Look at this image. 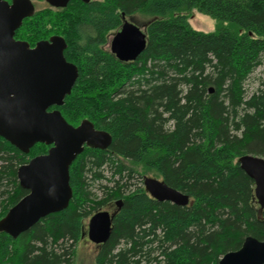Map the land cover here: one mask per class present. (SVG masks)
Listing matches in <instances>:
<instances>
[{"label":"trees","instance_id":"trees-1","mask_svg":"<svg viewBox=\"0 0 264 264\" xmlns=\"http://www.w3.org/2000/svg\"><path fill=\"white\" fill-rule=\"evenodd\" d=\"M58 10L57 36L78 76L63 105L51 109L72 126L90 121L111 142L84 146L72 162L67 208L16 239L0 231V264H72L82 221L112 202L111 233L94 264H217L245 237L264 240V210L238 162L248 154L264 158V91L248 95L244 88L264 62V0H70ZM191 11L220 26L193 30ZM44 14L34 11L23 22L42 39L54 18ZM134 14L150 19L146 46L124 63L101 46ZM48 148L36 144L24 154L0 138V220L27 193L16 169ZM137 166L152 177L142 173V186L129 190L141 174ZM144 178L191 204L152 199ZM96 182L99 199L90 191Z\"/></svg>","mask_w":264,"mask_h":264},{"label":"water","instance_id":"water-1","mask_svg":"<svg viewBox=\"0 0 264 264\" xmlns=\"http://www.w3.org/2000/svg\"><path fill=\"white\" fill-rule=\"evenodd\" d=\"M52 8H65L70 0H44ZM88 3L91 0H80ZM34 14L29 0H0V138L28 154L36 144L48 146L45 154L32 157L16 169V179L27 193L0 220V231L12 239L29 230L40 219L67 208L72 197L69 168L84 146L106 149L110 136L96 130L88 120L68 124L57 109L72 90L78 71L66 61L61 36L40 41L33 48L14 39L22 21ZM124 19V17H123ZM146 34L124 21L109 44L120 62H133L145 49ZM240 169L253 181V196L264 210V158L243 155ZM146 193L158 202L176 206L191 204L186 195L154 178H144ZM119 201L116 206H119ZM113 214L94 213L87 225V238L104 244L111 233ZM10 264V263H4ZM217 264H264V240L247 236L241 246L225 253Z\"/></svg>","mask_w":264,"mask_h":264},{"label":"rangeland","instance_id":"rangeland-1","mask_svg":"<svg viewBox=\"0 0 264 264\" xmlns=\"http://www.w3.org/2000/svg\"><path fill=\"white\" fill-rule=\"evenodd\" d=\"M30 1L34 5V10L36 13L37 12L42 13V14L46 13V14H50V16L54 17L48 23H46V21L49 18L48 17L44 18V21L46 23L47 33H46V36L43 37V39L48 38L52 35H61L62 34V27H61V29H59L60 22L58 23V21H57V17H59L58 15L60 13H62L61 10H58L60 8H52V7L48 6V4L44 0H30ZM124 21L130 22V23L136 25L143 32H145V28H146L148 22L150 21V19H146L139 14H134V15L125 17ZM188 23L193 30L200 31L203 33H212L213 31H215L218 28V26H220V24L217 21L213 20L212 18H210L206 15L200 14L196 11H191L188 14ZM23 26H24V24L22 25L21 30L17 33L18 34L17 37L25 40L28 38V30L25 26L24 27ZM114 33H115V31L108 33L106 35L105 44L103 46H101V49L107 53H110L109 44H110L111 38L114 35ZM39 39H42V38L37 37L34 34L30 33V42L31 43L36 41V40H39ZM262 60L264 61V57L262 58ZM244 88H245L248 95H250L254 92H257L259 90L264 91V62L262 65L257 67L248 76L247 80L244 83ZM123 163L126 166L131 167V164L129 161L123 160ZM133 168L135 169V171L137 173H141V174L140 175L136 174V177H138L137 179L134 178L133 180H130L131 186H130L129 190H133L136 187L142 186L141 175L144 172H142V170L140 169L139 166L133 167ZM144 174L146 177H152L151 172H147ZM105 175L108 176L109 174L107 172H105ZM97 184L98 183L96 182L94 185H92L90 187V189H91L90 191H91V193H93L96 196V198L99 199L101 197V195H100V191L98 189ZM102 185H104V183H102ZM114 209H115V205L112 202L106 206H103L102 208H99L96 212L106 211L108 213H112L114 211ZM94 213L92 212L91 215H89L88 217H86L82 221V231L84 233L87 232V225H88L89 219ZM260 241H263V240H260ZM100 247H101L100 245H96V244L88 241L86 236H84V238H82V239L80 238V240L74 245V248H73L74 255L72 258V264H94L95 257L97 255Z\"/></svg>","mask_w":264,"mask_h":264},{"label":"flooded vegetation","instance_id":"flooded-vegetation-1","mask_svg":"<svg viewBox=\"0 0 264 264\" xmlns=\"http://www.w3.org/2000/svg\"><path fill=\"white\" fill-rule=\"evenodd\" d=\"M8 3H10L11 2V0H6ZM30 1V0H29ZM33 4V3H32ZM34 6V5H33ZM35 11V10H34ZM27 19H29L30 20V17L29 18H27ZM24 20H26V19H24ZM24 20L22 21V24H23V22H24ZM22 24H21V26L15 31V34H14V39L15 40H17V41H22V42H25V43H27L28 44V46H29V48H33L34 46H35V44L37 43V42H40V41H45V40H48L50 37H52V36H55V35H52V36H50V37H48V38H45V39H39V40H36V41H34V42H30V26H29V30H28V38L27 39H20V38H18L17 36H16V33H17V31L19 30V29H21V27H22ZM116 208V207H115ZM114 212H115V209H114V211L112 212V213H110V214H114ZM84 236H86L87 237V232L86 233H84L83 231L81 232V239L82 238H84ZM88 239V238H87ZM89 241V240H88ZM103 245V244H102ZM102 245H100V246H102Z\"/></svg>","mask_w":264,"mask_h":264}]
</instances>
